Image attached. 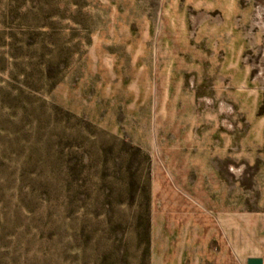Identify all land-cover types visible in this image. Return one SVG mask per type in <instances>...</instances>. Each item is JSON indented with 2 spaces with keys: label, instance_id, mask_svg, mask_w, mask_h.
Listing matches in <instances>:
<instances>
[{
  "label": "rangeland",
  "instance_id": "rangeland-1",
  "mask_svg": "<svg viewBox=\"0 0 264 264\" xmlns=\"http://www.w3.org/2000/svg\"><path fill=\"white\" fill-rule=\"evenodd\" d=\"M264 258V0H0V264Z\"/></svg>",
  "mask_w": 264,
  "mask_h": 264
},
{
  "label": "water",
  "instance_id": "water-1",
  "mask_svg": "<svg viewBox=\"0 0 264 264\" xmlns=\"http://www.w3.org/2000/svg\"><path fill=\"white\" fill-rule=\"evenodd\" d=\"M246 264H264V258L260 256H249L246 258Z\"/></svg>",
  "mask_w": 264,
  "mask_h": 264
}]
</instances>
